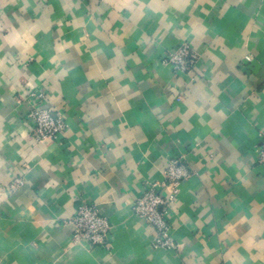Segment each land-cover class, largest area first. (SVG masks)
<instances>
[{
    "label": "crops",
    "instance_id": "0c3cea01",
    "mask_svg": "<svg viewBox=\"0 0 264 264\" xmlns=\"http://www.w3.org/2000/svg\"><path fill=\"white\" fill-rule=\"evenodd\" d=\"M39 89L56 139H34ZM262 133L264 0H0V264H264ZM172 159L178 246L157 248L133 203ZM84 203L105 245L74 241Z\"/></svg>",
    "mask_w": 264,
    "mask_h": 264
},
{
    "label": "built area",
    "instance_id": "2783aa9c",
    "mask_svg": "<svg viewBox=\"0 0 264 264\" xmlns=\"http://www.w3.org/2000/svg\"><path fill=\"white\" fill-rule=\"evenodd\" d=\"M197 59V53L185 41L180 47L171 51L164 61L171 64L176 72H185L192 68ZM248 59L250 60V57ZM28 96L33 105L28 116L34 122V139L42 141L58 138V135L65 129V120L61 116H56L53 110L45 105L47 94L44 89L33 90ZM257 153L258 163L264 165V133L261 134V143ZM188 176L187 167L180 160L172 159L165 171V179L162 182H150L148 188L133 203L135 214L155 229L157 239L154 246L157 248L178 246L170 233L169 205L176 197L179 181ZM19 183L21 180L17 179L15 184ZM168 189H171L169 195L165 193ZM71 222L74 225V241L85 240L95 246L105 245L112 230L110 221L100 213L95 205L88 203L78 208Z\"/></svg>",
    "mask_w": 264,
    "mask_h": 264
}]
</instances>
